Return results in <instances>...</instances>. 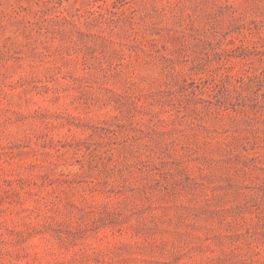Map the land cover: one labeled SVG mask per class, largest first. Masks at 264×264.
Segmentation results:
<instances>
[{
	"label": "rangeland",
	"instance_id": "rangeland-1",
	"mask_svg": "<svg viewBox=\"0 0 264 264\" xmlns=\"http://www.w3.org/2000/svg\"><path fill=\"white\" fill-rule=\"evenodd\" d=\"M0 264H264V0H0Z\"/></svg>",
	"mask_w": 264,
	"mask_h": 264
}]
</instances>
